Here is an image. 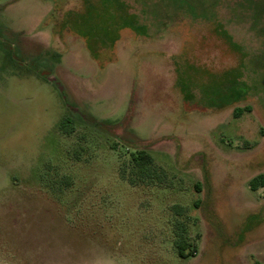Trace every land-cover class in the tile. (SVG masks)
<instances>
[{
    "label": "rangeland",
    "instance_id": "rangeland-1",
    "mask_svg": "<svg viewBox=\"0 0 264 264\" xmlns=\"http://www.w3.org/2000/svg\"><path fill=\"white\" fill-rule=\"evenodd\" d=\"M260 174L264 0H0V264H264Z\"/></svg>",
    "mask_w": 264,
    "mask_h": 264
},
{
    "label": "trees",
    "instance_id": "trees-1",
    "mask_svg": "<svg viewBox=\"0 0 264 264\" xmlns=\"http://www.w3.org/2000/svg\"><path fill=\"white\" fill-rule=\"evenodd\" d=\"M244 109L237 108L235 110V116L239 117L243 113ZM75 123L70 117H64L59 123V130L64 134H71L75 130ZM132 162L134 164L135 169L138 171V178L144 179H152L154 177L153 173V164L154 158L147 150H139L131 155ZM250 188L253 191H257L258 189L264 187V174H260L253 178L249 184ZM177 250L180 258L187 259L191 256V251L189 252V244L182 237L177 242ZM260 264V263H256Z\"/></svg>",
    "mask_w": 264,
    "mask_h": 264
}]
</instances>
